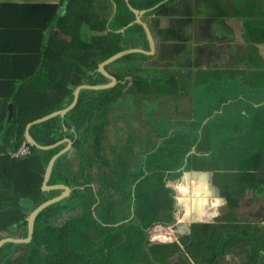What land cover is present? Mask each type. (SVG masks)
<instances>
[{
  "label": "trees",
  "instance_id": "obj_1",
  "mask_svg": "<svg viewBox=\"0 0 264 264\" xmlns=\"http://www.w3.org/2000/svg\"><path fill=\"white\" fill-rule=\"evenodd\" d=\"M65 1L0 4V35L16 42L5 44V62L0 65L5 72L11 70L0 76V241L25 239L30 213L62 194L43 192L42 182L50 161L66 145L49 151L29 146L32 156L21 161L2 156L24 144L27 123L68 107L81 85L109 83L98 70L109 57L131 48L150 50L130 6L147 10L142 20L152 32L156 52L116 60L106 67L117 78L116 86L83 89L66 115L31 125L30 136L40 147L65 138L73 143L72 151L54 164L48 183L72 192L37 215L28 244L5 245L0 264H168L183 252L177 244L152 245L150 237L177 224L175 189L168 183L177 180L178 171L195 175L218 171L233 182L223 188L229 212L220 221L226 224L222 225L226 233L213 235L211 227L195 226L186 250L191 246L194 250L200 245L196 236L208 232L201 244L210 240L219 249L208 264L226 256L264 264V226L238 219L240 193L233 191L254 192L264 199V59L259 53L264 44V0ZM202 4L214 9L221 22L228 16L241 21L244 43L233 62L230 54L204 47L196 51L194 26L199 17L194 11L198 8L197 15L201 14ZM13 60L16 72L10 66ZM225 60V68H207ZM178 67L186 68L184 91L183 79L175 73ZM229 80L238 83L231 85ZM189 86H204L213 91L211 98L218 99H205L197 87L193 96ZM189 94V110L176 107L165 113L195 120L178 124L180 131L171 136L157 135L158 145L149 140L146 147L136 149L132 135L125 141H109L108 130L117 117L145 113L150 102L166 107L171 99ZM206 101L216 104L208 107ZM127 107L131 111L127 116L117 113ZM208 157L212 162L204 161Z\"/></svg>",
  "mask_w": 264,
  "mask_h": 264
},
{
  "label": "rangeland",
  "instance_id": "obj_2",
  "mask_svg": "<svg viewBox=\"0 0 264 264\" xmlns=\"http://www.w3.org/2000/svg\"><path fill=\"white\" fill-rule=\"evenodd\" d=\"M3 1V0H1ZM19 1V0H17ZM65 0H28V2H38V3H43V2H47V3H56V4H61L62 2H64ZM107 0H103V2H106ZM200 7L201 10V14L197 15L198 12V8L195 9L194 11V15L198 16L199 18L196 21L195 24V28H196V33H197V38L199 40L198 45H194L197 51V48L199 47H204L207 50H213V53L215 54H230L231 58H230V62L232 61V56L235 54L236 50L240 49L241 46L244 43V39H242V26L241 23L236 21L235 19L233 20H229V22L231 23V25L233 26V29H231L228 25V19L226 20L225 24H222L220 21V17H218V13L214 10V9H206L205 6L202 4ZM65 12V7L62 6L61 8V13ZM208 18H210L211 22L208 23ZM205 21V22H204ZM167 24V21L166 23ZM164 24V25H165ZM207 27V29H206ZM210 30H209V29ZM213 39L214 41H223L221 43L216 44L215 42H204L202 41L203 39ZM221 44V45H220ZM232 48V49H231ZM259 53L261 55V57L264 59V44L259 46ZM197 57V54H196ZM227 61L225 60L223 62V64H212V66H210V64L207 66L210 67L211 69L214 68H225L227 66ZM233 62V61H232ZM177 70L175 71V73L182 78V76L185 74L186 72V68L182 67H178L176 68ZM229 77V75H228ZM227 77V78H228ZM182 85L183 87H180V90L184 91V84L187 86V82L184 78H182ZM223 80H221L222 82ZM230 81V80H229ZM228 81V82H229ZM237 82V80H231L230 83L232 85V83ZM238 83V82H237ZM197 86L195 87H190L191 92H193V96L198 94V89L197 88H201V90L204 92L205 94V99L210 98L211 99H218V98H211L208 94L213 93V91L211 90H207L205 89L204 86ZM227 89H229V85L227 84L226 87ZM215 94H219V93H215ZM208 103V107H213L216 102L215 101H206ZM192 103V95H185L181 98L178 99H171L168 104H166V107L160 106V108H158L157 103L156 102H150L148 103L146 109L147 111L144 112H133V114H129L128 115V111L129 113L131 112L130 109L127 107L125 108V110H119L117 111L118 114H122V112H124L126 114V116L128 115V118H116V120L110 125L109 130H108V138L109 141L111 143H117L119 141H117L119 138L122 141L127 140L130 135H132V137L135 140L136 145V149L140 148L141 146H145L146 147V143H148V141L150 140L151 142H154V144H156V136L159 135L160 137H164L166 134L167 135H173L176 134V130L180 131V128L176 127L178 124H182V123H186V121H190L193 122L195 120V118L191 117V116H177L176 113L174 114L172 112V114H167L165 113V110H173L174 108H179L180 110H189L190 109V105ZM169 115V116H167ZM137 118H142L145 121V124L142 120H139ZM129 119V123L131 125H129L127 123V120ZM184 133L186 132L185 128L183 129ZM129 133H128V132ZM143 133V134H142ZM142 134V135H141ZM139 135V136H138ZM141 135V136H140ZM159 142H157L156 145H158ZM152 145V146H153ZM204 161L206 162H212V160L210 159V157L205 158ZM187 166V160L183 163V170L186 168ZM185 173V172H184ZM183 173V174H184ZM204 172H198V178H200L201 176H203ZM185 175V174H184ZM184 176H182L181 179H183ZM194 180H192V182H184V181H180L179 180L174 181L173 183H168L169 186H172L175 189V194L179 192V190L187 185L192 184L193 182H196L198 184L199 180H196L195 177H193ZM204 178H201V180H203ZM220 180V185L225 187L226 185H233V182L231 181L230 178L228 177H223V179H221L219 177ZM204 182V181H203ZM235 192L240 193V200H239V209H238V218L242 221H245L246 223H250V224H257V225H261L264 226V199L259 195L256 194L254 192H246L244 195L243 193L239 192V189L236 188V190H233ZM189 197L192 198L191 194H189ZM215 198H217L215 195L213 196ZM189 199V198H188ZM181 199H176L177 201V208L178 210L181 211V215H183V212L185 209H189L191 208L192 211V215H195V217H197V208H200L201 205L198 204L196 201L191 202L189 200V202H185L184 204H181ZM187 201V199L185 200ZM164 208V214L163 216H168V206L163 207ZM223 212V213H227L228 208H226V211H224V209L222 208V205L219 206V212ZM202 217V218H201ZM165 219V218H164ZM202 219H206L204 217L203 212H201L198 221L202 222ZM167 220V219H166ZM239 220V221H240ZM205 223H212L210 224L211 226V230L214 234H218V235H222L224 233H226V231L224 229H222V224L220 221V216L218 215H211L210 218H208L207 220H205L203 222ZM200 223V224H203ZM193 224V223H192ZM228 226V225H227ZM166 234L171 235L170 230L169 232L166 231ZM157 236H159V238H157ZM161 236H163L162 232L157 233V231L152 232V236L150 237L152 240V245H163V244H167L170 242H177L179 239L177 237H172V238H160ZM211 239V238H210ZM203 244L200 245H196L194 246V251L196 252L195 256H192V246L191 248L188 250H184L183 254H175L174 257L172 258V260L170 261V264L172 263H177V264H208V260L210 259V257L212 255H214L218 249V247L216 246H212V244L209 242L207 243V245L204 244L203 247H201ZM235 251H237L236 247L234 249ZM201 254H203L204 256H202ZM230 260V259H229ZM222 262V259H221ZM228 262V259H226V261H224L223 263ZM237 261H234L233 263H236Z\"/></svg>",
  "mask_w": 264,
  "mask_h": 264
},
{
  "label": "water",
  "instance_id": "obj_3",
  "mask_svg": "<svg viewBox=\"0 0 264 264\" xmlns=\"http://www.w3.org/2000/svg\"><path fill=\"white\" fill-rule=\"evenodd\" d=\"M129 1L130 0H126L127 3H129ZM130 8L134 12V14L136 15L135 22L142 25L144 30H145V33L147 35V39L149 42L150 50L147 51V50H144L141 48H131V49H126L124 51H121V52L109 57L108 59H106L105 61L100 63L98 66L99 72H101L106 78H108L109 83L101 84V85H81L75 89L73 102L68 107L54 111L53 113H51L47 116H43L41 118L33 120L32 122L27 123L25 130H24V140L29 146L34 147L36 150H38V151H49V150H53V149H55V148H57L63 144H67V147L64 150H62L59 154H57L55 157H53V159L50 161L49 167L44 174V178H43V182H42V191L43 192L62 191V194L59 197H56L50 201L44 202L43 204L38 206L34 211H32L30 213V215L27 218V237L25 239H13V238L3 239L0 241V250L7 244H14V245L28 244L32 239L34 222H35V218L37 217V215L41 211H43L45 208L50 207L54 204H57V203L65 200V199H67L72 192V190L67 186L58 185V186L50 187V186H48V183L51 179L52 170H53V166H54L55 162L60 157L67 154L72 149L73 143L69 140V138H65V140L57 143L56 145L49 146V147H40L33 141V139L30 136L29 128L31 127V125L47 121V120L52 119V118L57 117V116L66 115L78 103L80 92L83 89L105 90V89H110V88L116 86L118 84L117 78L115 76L111 75L106 70V67L108 65L112 64L113 62H115L116 60H118L124 56L133 54V53H142V54H146L149 56H152L155 54V52H156L155 39L152 35V32H151L148 24L142 20V17L147 13V10H138V9H135L131 6H130ZM131 24H133V23H131ZM124 30L125 29H121L119 32H123ZM12 115H13V107H12V105H9V119L12 118ZM209 174L211 175V173H209ZM191 177H192V173L187 172V173H185L182 181L190 182ZM191 225H192V223H188V222L181 223V226H176V230H174V232L181 234V235L188 233V232H190Z\"/></svg>",
  "mask_w": 264,
  "mask_h": 264
},
{
  "label": "crops",
  "instance_id": "obj_4",
  "mask_svg": "<svg viewBox=\"0 0 264 264\" xmlns=\"http://www.w3.org/2000/svg\"><path fill=\"white\" fill-rule=\"evenodd\" d=\"M64 2H66V1H64ZM3 3H38V2H28V0H19V1H17V0H3V1H1L0 0V4H3ZM43 3H46V4H48L47 2H43ZM64 7H65V3H64V5H63ZM229 17V16H228ZM208 21H210L211 22V20H210V18L209 19H207ZM205 22V21H204ZM166 23V21L165 20H163V24H165ZM196 24V23H195ZM166 25V24H165ZM207 28V27H206ZM196 30V28H195V26H194V31ZM206 42L208 41V40H205ZM209 42V41H208ZM6 43H12V44H14L15 46H16V42L15 41H12V40H9L8 41V39H5V37H3L2 35H0V65L2 64V63H4L5 61L3 60V53H6V48H5V44ZM221 45V44H220ZM16 61L15 60H13V61H11L10 62V66H11V68H12V70L14 71V72H16V65H12L11 63H15ZM10 73H11V70H8V71H4L2 68H0V76H2L3 77V74H6V76L7 75H10ZM1 77V78H2ZM0 78V79H1ZM11 105V104H10ZM25 142V141H24ZM59 143V142H58ZM63 145H66V147H67V144H63ZM62 146V145H61ZM36 150V149H35ZM64 150V149H63ZM36 151H38V150H36ZM72 151V149L69 151V152H71ZM68 152V153H69ZM139 152V151H138ZM10 153H15V152H9L8 154H10ZM60 153V152H59ZM58 153V154H59ZM67 153V154H68ZM8 154H2V156H7L8 157ZM67 154H65V155H67ZM64 155V156H65ZM31 156H32V153H31ZM30 156V157H31ZM64 156H62V157H64ZM62 157H60V158H62ZM59 158V159H60ZM57 162V161H56ZM55 162V163H56ZM49 167V166H48ZM54 167V166H53ZM53 171V170H52ZM190 173H192V177H191V179H190V182H192V180H194L193 179V177H195L196 178V180H199L198 181V184H200V185H203V186H205L206 187V191H205V193L201 196V197H199V198H195V197H192V198H189V199H187V201H185L186 199H181L180 201H181V204H184L185 202H189V200L191 201V202H194V201H196L198 204H200L201 205V207L200 208H197V217H195V215H192V218H191V222L190 223H193L192 225H191V228H190V232H188V233H185V234H183V235H181V234H178V233H176V232H174V230H176V226H181V223L180 224H176V225H174V226H172V227H170V228H167L166 229V227L164 228V227H162V228H160V230H156L157 231V233H159V232H162L163 233V236H161L160 238H163V237H165L166 236V238H172V237H177L179 240L177 241V242H170V243H167V244H163L162 246H167V245H170V244H177V246L181 249V251L182 252H184V250L186 251V245H189V243H190V240H191V236H192V233H193V228L195 227V226H198L199 227V229L200 230H202L204 227H210L211 225L210 224H212V223H203L205 220H207L208 218H206V219H202V222H200V221H198V219H199V216H200V214H201V212H202V205L204 204V202H205V200H207L209 197H213L215 194H214V192H213V190H212V182H211V175L209 174V172H204V174H203V176H201L200 178H198V174L197 175H195V173L194 172H190ZM52 176V175H51ZM219 177H220V173H219ZM44 178V177H43ZM201 178H204L203 180H201ZM221 179H223V177H220ZM177 180H179V179H177ZM177 180H174V179H171L170 180V184L171 183H173L174 181H176L177 182ZM180 181H182V179H180ZM204 181V182H203ZM217 186V192H216V197L219 199V201H220V205H222V208L224 209V211H226V208H228V204H227V202H226V198H224V196H223V186H221L220 185V187L218 186V185H216ZM50 187H54V186H50ZM219 187V188H218ZM257 194V193H256ZM176 200V199H175ZM177 202V201H176ZM190 203V202H189ZM189 209H191V208H189ZM178 210V208H177V203H176V211ZM180 211V210H179ZM228 211H229V209H228ZM180 213H181V211H180ZM228 213V212H227ZM226 213V214H227ZM225 213H223L222 211L221 212H219V215L218 216H220V219H223L224 217H225V215H226ZM202 218V217H201ZM239 219V218H238ZM200 223H203V224H200ZM221 224L222 225H226V224H224L223 222H221ZM169 230H170V233H171V235H169V234H166V231H168L169 232ZM212 231V230H211ZM207 234H208V232H206ZM206 233L205 232H202V233H199L196 237V241L199 243V244H201L202 243V240H201V238H207L208 236H206ZM157 238H159V236H157ZM200 239V240H199ZM204 246V244L201 246V247H203ZM193 252H192V256H195L196 255V252L194 251V250H192ZM202 256H204L203 254H201ZM221 259H222V262H221ZM226 259H228V262H225V263H223L224 261H226ZM230 259V260H229ZM172 260V257L169 259V261H168V264H170V261ZM217 261V264H245V261H244V258L243 257H236V256H226V257H221L219 260H216ZM234 261H237L236 263H233ZM172 264H177V263H172Z\"/></svg>",
  "mask_w": 264,
  "mask_h": 264
},
{
  "label": "clouds",
  "instance_id": "obj_5",
  "mask_svg": "<svg viewBox=\"0 0 264 264\" xmlns=\"http://www.w3.org/2000/svg\"><path fill=\"white\" fill-rule=\"evenodd\" d=\"M182 175L183 173L178 171L175 174V178H182ZM205 191V186L193 182L190 185L182 187L178 193L174 194L173 199H188L190 198L189 194H191L192 197L199 198L205 193ZM219 205L220 201L218 198L209 197L207 200H205L204 204L202 205V212L204 214V217L210 218L211 215H219ZM174 217L177 224L185 222L190 223L192 218V211L191 209H185L183 215H181L180 211L177 210L174 212Z\"/></svg>",
  "mask_w": 264,
  "mask_h": 264
},
{
  "label": "flooded vegetation",
  "instance_id": "obj_6",
  "mask_svg": "<svg viewBox=\"0 0 264 264\" xmlns=\"http://www.w3.org/2000/svg\"><path fill=\"white\" fill-rule=\"evenodd\" d=\"M227 6V5H226ZM209 19V18H208ZM228 19V25H229V27L231 28V29H233V26L231 25V23L229 22V20H233V19H235L236 21H238V22H240L241 23V21L240 20H238L237 18H232V17H227V18H225L221 23L222 24H225L226 23V20ZM208 23H210V21H208ZM241 26H242V24H241ZM207 29V28H206ZM209 29V28H208ZM210 30V29H209ZM206 40H208L209 42H215L216 44H218V43H221V42H223V41H221V42H219V41H214L213 39H206ZM129 133V132H128ZM143 134V133H142ZM141 134V135H142ZM140 135V136H141ZM212 174H211V182H212V190H213V192H214V194L216 195V192H217V186L216 185H218L219 187H220V180H219V172L217 171V172H211ZM218 187V188H219ZM220 206V205H219Z\"/></svg>",
  "mask_w": 264,
  "mask_h": 264
},
{
  "label": "built area",
  "instance_id": "obj_7",
  "mask_svg": "<svg viewBox=\"0 0 264 264\" xmlns=\"http://www.w3.org/2000/svg\"><path fill=\"white\" fill-rule=\"evenodd\" d=\"M31 156V151L29 149V145L24 142V144L19 148V150L15 153L8 154V157L12 160L21 161Z\"/></svg>",
  "mask_w": 264,
  "mask_h": 264
}]
</instances>
